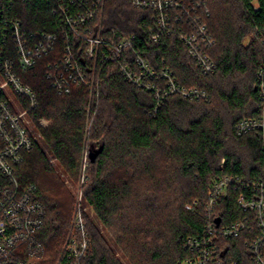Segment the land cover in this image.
Here are the masks:
<instances>
[{
	"label": "trees",
	"instance_id": "obj_1",
	"mask_svg": "<svg viewBox=\"0 0 264 264\" xmlns=\"http://www.w3.org/2000/svg\"><path fill=\"white\" fill-rule=\"evenodd\" d=\"M205 2L214 39L209 51L213 74L202 73L174 36L137 46L152 67L167 68L180 85L204 90L205 99L170 95L153 112V94L125 81L114 63L97 65L91 99L83 85L56 93L46 76L51 54L26 71L15 66L36 94L29 115L40 142L24 154L13 176L19 189L33 188L44 210L37 233L44 246L42 264L57 263L74 211L70 194L48 184L47 178L56 174L48 154L72 179L85 173L78 208L89 243L84 264H125L101 229L127 264H181L191 255L187 239H199L205 225L200 206L188 210L185 205L201 204L211 179L220 174L264 180L260 133L238 134L234 128L261 109L257 75L264 68V0ZM50 9L47 0H25L13 3L8 14L27 32L59 33ZM153 26L151 13L133 8L130 0H105L104 30L142 39ZM5 46L15 60L12 40ZM100 146L90 161L89 153ZM8 184L0 170V188ZM238 193L230 190L221 202L225 221L242 217ZM244 234L221 242L224 264H253Z\"/></svg>",
	"mask_w": 264,
	"mask_h": 264
},
{
	"label": "built area",
	"instance_id": "obj_2",
	"mask_svg": "<svg viewBox=\"0 0 264 264\" xmlns=\"http://www.w3.org/2000/svg\"><path fill=\"white\" fill-rule=\"evenodd\" d=\"M23 1L0 0V170L9 181L0 188V264H36L44 257V246L37 238L44 210L34 200L33 188L19 189L13 176L24 154L34 147L28 123L30 111L37 105L35 92L22 82L16 69L26 71L51 54L53 60L48 62L46 76L56 93L68 94L81 85L92 93L99 74L97 65L114 63L125 81L153 94V112L170 95L198 100L207 94L180 85L167 68L152 67L137 50L142 41L157 42L164 36H174L202 73L215 72L209 54L214 39L206 23L205 0H130L133 8L151 13L154 26L142 39L133 33L103 29L105 0H47L59 33L27 32L18 18L8 14L13 3ZM7 39L13 42L15 60L6 54ZM257 76L260 112L240 120L234 128L238 134L259 132L264 146V68ZM230 190L239 192L236 203L243 214L240 219L225 221L219 209ZM196 205L205 217L204 230L199 239H187L191 255L181 264H224L221 242L242 232L246 234L253 264H264L263 179L220 174L211 179L201 204L196 200L185 208ZM79 206L75 204L56 264H84L86 259L89 243Z\"/></svg>",
	"mask_w": 264,
	"mask_h": 264
},
{
	"label": "rangeland",
	"instance_id": "obj_3",
	"mask_svg": "<svg viewBox=\"0 0 264 264\" xmlns=\"http://www.w3.org/2000/svg\"><path fill=\"white\" fill-rule=\"evenodd\" d=\"M253 4H256L255 1L253 2ZM92 93L90 92L89 94V99H91ZM28 128L30 133L32 134V136L34 137L35 143H39L40 142V135L36 129V127L34 126V123L32 121V119L30 118V121L28 123ZM88 153H84L83 159H82V166L85 165L86 162V158H87ZM48 158L50 163L52 164L53 168H54V172L56 174H52L51 176H49V178H47L48 181H50V183H48L49 185L53 184L55 186V188H60L61 192L63 194H67L69 193L70 196L72 197V200L74 202V206L75 204L81 203V190H82V184L84 179V171L81 170V172L79 173L77 179H72L68 174H66L64 172V170L61 168V166L58 164V162L55 160V158H53L50 154H48ZM57 175V176H56ZM89 214L90 217L93 218V213L91 212V210L87 209L86 210ZM104 237L108 240V242L110 243V245L113 247L114 251H115V255L120 258V260L127 264V262L125 261V258L122 256V252L120 251V249L117 246H113V243L110 239V237L108 236V234L106 233L105 229H101ZM36 264H42V262L37 261Z\"/></svg>",
	"mask_w": 264,
	"mask_h": 264
},
{
	"label": "water",
	"instance_id": "obj_4",
	"mask_svg": "<svg viewBox=\"0 0 264 264\" xmlns=\"http://www.w3.org/2000/svg\"><path fill=\"white\" fill-rule=\"evenodd\" d=\"M101 149H102V146H100L96 151L89 153V159H90V161H94L95 160V157L101 151Z\"/></svg>",
	"mask_w": 264,
	"mask_h": 264
}]
</instances>
